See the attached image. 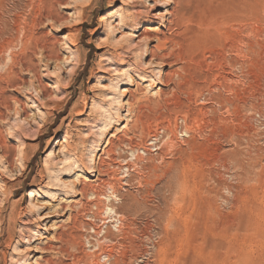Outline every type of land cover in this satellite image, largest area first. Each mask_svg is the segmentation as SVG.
Here are the masks:
<instances>
[{
  "label": "rangeland",
  "instance_id": "rangeland-1",
  "mask_svg": "<svg viewBox=\"0 0 264 264\" xmlns=\"http://www.w3.org/2000/svg\"><path fill=\"white\" fill-rule=\"evenodd\" d=\"M176 1L64 0L57 6L63 21L44 20L39 28L59 39L61 56L48 61L37 50L39 80L18 71L15 85L1 54L0 76L15 86L0 96V264H90L80 239L87 232L69 228L85 202L80 183L119 178L112 168L111 177L100 173L108 164H92L91 156L130 162V149L162 130L161 153L141 161L131 184L118 190L123 201L133 194L135 205L120 211L127 234L110 233L115 242L107 245L118 248L111 264H264V0H181V8ZM8 4L18 12L29 5ZM33 4L46 15L48 0ZM173 8L185 13L180 27ZM137 13L134 25L129 18ZM242 22L249 25L245 60L227 40ZM163 34L170 39L156 51ZM17 44L20 53L35 42L21 37ZM152 51L171 62H155ZM227 63L239 65L238 83L215 84L223 69L229 73ZM196 120H203L199 129ZM69 147L84 162L79 170L59 164Z\"/></svg>",
  "mask_w": 264,
  "mask_h": 264
},
{
  "label": "bare ground",
  "instance_id": "bare-ground-1",
  "mask_svg": "<svg viewBox=\"0 0 264 264\" xmlns=\"http://www.w3.org/2000/svg\"><path fill=\"white\" fill-rule=\"evenodd\" d=\"M9 1H14V0H4L1 4H0V63H1V59H2V55L1 54H5V56H7V61L11 64V71L9 72L10 75L12 76V78L15 77V85L18 81L21 82V78L18 75V71H26V73L28 72L29 74L32 73L34 75V78L39 80V71L40 69H37V64L35 63V55L37 53L38 49H42L44 52V57L48 60V61H58L60 60V53L58 50V47L60 45H58V42L56 38L53 39H47V37L44 35V33H39V28L44 24V20H52L54 22H60L63 21L62 20V16L59 13V11H57V6L64 4V0H48V12L47 10L46 15H43L40 13L39 9L36 10V6H34L35 4H33V2L35 0H28L29 5H26L24 8H26L24 10V12H18L19 8L18 5L13 4V7H9L10 5L8 4ZM174 0V4H175ZM183 1V0H182ZM182 1L181 0H177V4L178 6L181 8L182 5ZM237 1V0H236ZM18 1H16L17 3ZM13 3V2H12ZM11 3V4H12ZM19 4V3H18ZM47 4V3H46ZM176 4V6H177ZM23 5V4H22ZM21 5V6H22ZM71 5V4H70ZM188 5V4H187ZM20 6V5H19ZM24 6V5H23ZM39 6V5H38ZM47 7V6H45ZM73 7V6H72ZM59 8V7H58ZM44 9V8H43ZM174 9V8H173ZM263 9V8H262ZM23 10V9H22ZM45 10V9H44ZM73 10V9H72ZM180 10V9H179ZM43 11V10H42ZM172 12V11H171ZM170 12V13H171ZM130 14V13H129ZM184 11H178L176 9L173 10V12L171 13V18L173 17L174 20H172L174 23V25L176 24V26L179 24L180 27V23L179 22H183L185 21V17L184 16ZM147 15V14H146ZM148 16V15H147ZM142 17L141 13H137L136 15H133V17L129 18L127 17V19H132L134 22V25H137L139 22L138 20ZM243 17V16H242ZM65 18V17H64ZM155 18V17H154ZM172 18V19H173ZM244 18V17H243ZM242 18V19H243ZM254 18V17H253ZM237 19V18H236ZM241 19V20H242ZM171 20V19H170ZM125 21V20H124ZM122 21V22H124ZM243 22L246 21L245 19L242 20ZM128 22V21H127ZM170 22V21H169ZM241 22V21H240ZM242 22V24H243ZM47 23V21H46ZM146 23V22H145ZM153 21H149L147 22L148 26L153 25ZM173 24H170L171 27L173 26ZM240 25V27H236L238 28L237 30L234 31V29H232V33L229 34L227 36V40L231 42V44L233 46L230 47V50L232 48L231 51H233L238 58H241L242 60H245V53H244V48L246 47L245 44V39L247 38V33L249 32V25L247 24H243ZM169 25V24H168ZM183 25V23H182ZM184 26V25H183ZM53 27V26H52ZM174 27V26H173ZM172 27V30L174 29ZM182 27V26H181ZM135 28V27H134ZM183 28V27H182ZM168 29V28H167ZM176 29V28H175ZM179 29V28H178ZM181 29V28H180ZM179 29V30H180ZM70 30V29H69ZM231 30V29H230ZM169 31H171L169 29ZM176 31V30H175ZM178 31V30H177ZM42 32V31H41ZM69 32V37L71 36L70 34L72 33L71 31ZM147 33V31H145ZM164 32V31H163ZM178 33V32H177ZM177 33H173L174 35H176ZM77 34V33H76ZM144 34V33H143ZM149 34V33H148ZM160 34V33H159ZM162 34V33H161ZM67 35V34H66ZM154 35V34H153ZM249 35V33H248ZM49 36V35H48ZM170 36V35H169ZM21 37H25L28 41L29 44L31 42H35V45L30 47V45H28V47H26L25 49H23L20 53H16L15 51L17 50V43L19 41V38ZM55 37V36H54ZM57 37V36H56ZM61 37V36H60ZM67 37V36H66ZM172 37H174L172 35ZM171 37V39H172ZM177 37V35H176ZM201 37V36H200ZM151 38V37H150ZM158 39V45L155 49L157 50H162V46L165 45V42L168 41V39H170L169 37H167V35H162V36H157ZM174 39V38H173ZM59 40V39H58ZM171 42V40H169V43ZM174 42V41H172ZM182 42V41H181ZM60 43V42H59ZM25 44V43H24ZM69 44V43H68ZM26 45V46H27ZM169 45V44H167ZM155 46V45H154ZM178 46V45H177ZM166 47V46H165ZM164 47V48H165ZM154 48V47H153ZM167 48V47H166ZM207 48V47H206ZM60 49V48H59ZM69 49V48H68ZM42 52V54H43ZM77 51H75L76 53ZM149 52V51H148ZM73 53V52H72ZM165 53V51H164ZM152 54V58L155 60V62L157 60L160 61H164L163 63H167V61H170L172 59L169 60V58L167 57V55H157L155 52H151ZM227 55V54H226ZM40 56V55H39ZM209 56V55H207ZM214 56V55H213ZM43 57V58H44ZM226 57V56H225ZM40 58V57H39ZM172 58V57H170ZM174 58V57H173ZM183 58V57H182ZM38 59V58H37ZM181 59V58H179ZM227 60V59H226ZM234 60V59H233ZM240 60V63L241 61ZM37 61V60H36ZM200 61V60H199ZM230 61V60H229ZM231 61H232V57H231ZM47 62V61H46ZM152 62V60H151ZM171 62V61H170ZM206 62V61H205ZM234 62V61H232ZM230 62V63H232ZM237 63H239V61H235ZM118 63V62H117ZM159 63V62H158ZM162 63V62H161ZM196 63V62H195ZM244 63V61L242 62ZM216 64V63H215ZM229 66L230 71H228L229 73H227V71L225 69H223V73L220 72V74L217 76H215V80L213 81L215 83V81H223L221 83L224 84V81H227V83H231L233 82L235 79L233 77V72L236 69L237 66L239 65H235V69H234V65H231L229 63H227ZM234 64V63H233ZM39 65V63H38ZM128 65V64H127ZM218 65V64H217ZM244 64H242L243 67ZM171 66V65H170ZM40 67V65L38 66ZM210 66H207V68ZM245 67V66H244ZM243 67V68H244ZM138 68V67H137ZM219 68V67H218ZM228 68V67H226ZM9 69V68H8ZM217 69V67H216ZM221 69V68H219ZM228 69V70H229ZM5 70V69H4ZM39 70V71H38ZM125 70V69H124ZM137 70V69H136ZM173 70V69H172ZM179 70V69H178ZM181 70V69H180ZM208 70V69H207ZM211 70V69H210ZM126 71V70H125ZM204 71V70H203ZM202 71V72H203ZM209 71V70H208ZM213 72V70H211ZM219 72V70H217ZM116 72V71H115ZM113 72V74L115 73ZM121 72V71H120ZM127 72V71H126ZM171 72V71H170ZM185 72V70H184ZM183 72V73H184ZM211 72V73H212ZM1 73V72H0ZM124 73V72H123ZM128 73V72H127ZM127 73L126 76H127ZM209 73V72H208ZM117 74V73H116ZM206 74V73H205ZM240 74V73H239ZM245 74V73H244ZM210 75V73H209ZM242 75V74H241ZM172 76V75H171ZM208 76V75H207ZM207 76H205V80L203 79V77H201V79H203V82H207ZM235 76V75H234ZM170 77V74H169ZM168 77V78H169ZM177 77V76H175ZM244 77V76H243ZM118 78V77H117ZM241 78V77H240ZM11 79V77H10ZM201 79L200 82H201ZM210 79V77L208 78ZM212 79V78H211ZM131 80V79H130ZM129 80V81H130ZM240 80V79H239ZM8 81V82H7ZM151 81V80H150ZM229 81V82H228ZM236 81V80H235ZM242 81V80H241ZM244 81V79H243ZM174 82V81H172ZM202 82V83H203ZM205 82V84H206ZM210 81H208L209 83ZM240 82V81H239ZM23 83V81H22ZM163 83V82H162ZM236 83H238L236 81ZM243 83V82H242ZM246 83V82H245ZM212 84V83H211ZM216 84V83H215ZM232 84V83H231ZM234 84V83H233ZM12 85L9 78L8 80L5 78H2L0 76V96L3 95L5 96L7 94V88L10 86H15ZM218 85V83H217ZM219 85H221L219 83ZM218 85V86H219ZM230 85V84H229ZM225 86V85H224ZM245 86V85H244ZM19 87V86H17ZM15 87V88H17ZM247 87V86H246ZM14 88V87H13ZM115 89L118 90V86L115 85L114 87ZM201 90V88H200ZM199 90V91H200ZM229 90V89H228ZM246 90V89H245ZM20 91V90H19ZM231 91V90H230ZM21 92V91H20ZM208 92V91H207ZM215 92V91H214ZM202 93V92H201ZM199 93V100H202V98L205 96L203 94ZM244 93V92H243ZM205 94V93H204ZM231 94V93H230ZM21 95V94H20ZM31 96V95H30ZM29 96V97H30ZM206 97V96H205ZM28 98V97H27ZM31 98V97H30ZM108 98V97H107ZM7 99V98H6ZM15 99V98H14ZM112 99V98H111ZM193 99V98H192ZM109 100V98H108ZM19 101V100H18ZM29 101V100H28ZM115 102V101H114ZM7 103V101H6ZM201 103V102H200ZM4 105V104H3ZM220 105V104H219ZM5 106V105H4ZM3 106V107H4ZM197 106V105H196ZM217 106V104H216ZM6 108H11L8 104L6 105ZM205 108V107H204ZM227 108V107H226ZM211 109V107H210ZM236 109V108H235ZM101 110V109H100ZM199 110V109H198ZM207 110V109H206ZM240 110V109H239ZM5 111V110H4ZM218 111V110H217ZM106 112V111H105ZM109 114L111 113V110L108 111ZM4 113V112H3ZM6 113V112H5ZM116 113V112H114ZM203 113V112H202ZM108 114V113H107ZM230 114V113H229ZM111 115V114H110ZM227 115V114H226ZM238 115V114H237ZM4 116V114H0V118H2ZM212 116V115H211ZM241 116V115H240ZM245 117V116H244ZM206 118V117H205ZM115 119V118H114ZM135 120V119H134ZM173 120V119H172ZM142 121V120H141ZM180 121V120H179ZM229 121V120H228ZM203 123V120L199 121L196 120L195 124H194V128L199 129L201 127ZM206 123V122H205ZM89 124V123H88ZM174 124V123H173ZM192 124V123H191ZM190 124V125H191ZM147 125V124H145ZM176 125V124H175ZM93 126V125H92ZM133 126V125H131ZM163 126V125H162ZM189 126V125H188ZM141 127V126H140ZM126 128V127H125ZM143 128V127H142ZM204 128V127H203ZM136 129V128H135ZM166 129V128H165ZM154 130V129H153ZM162 130V129H161ZM167 130V129H166ZM165 130V132H166ZM157 131V130H156ZM159 132V131H158ZM180 132V129L179 131ZM192 132V131H191ZM194 132V131H193ZM192 132V133H193ZM1 134V133H0ZM181 137H188L190 132L188 130H184L182 131L181 129ZM178 133V135H180ZM162 135L163 134V130L160 131V133H156L153 134L152 136L150 135V137L148 138V140L146 141V144L142 147V148H131L130 149V157L131 160L130 162L126 159H114V160H110V163L105 162V160L99 158L96 161V157L94 155L91 156L90 161L92 164H108V165H104L101 166L100 168H98V171H100V173L104 174H109V176L111 177V168L114 169V172H118V176L119 178L116 179V177H113L115 179V181L117 183H112V182H105L103 183L102 186H91V185H87V184H83L80 183V191L79 195L81 196V199L83 201H85L84 203H81V209L80 212L76 215L71 216V223H70V227L73 230H81L83 232H87V234L85 236H83L80 239H83L82 242H84V240L86 241L84 243V254L87 252H90V259L88 256L87 259L90 261V264H101L102 261L105 262L103 264H111L112 260L114 261V259L116 258V254L118 252V248L116 246H108L107 244H112L113 242H115V240H113V236L111 235V231H115L119 236H122L125 234H127V231L130 230V226L129 224H126V220L124 218V216L121 214V208L122 207H127L128 209H131L134 205H135V198L134 195L129 193V195L127 196V203L125 205H123L124 201L122 198H120V195L118 192V190L123 187V186H128V181L127 179L129 178V174L131 172H133L136 167H139L143 161L146 158H152L154 156H158L162 149H163V144L161 143V139H162ZM67 136V135H66ZM140 136V135H139ZM136 137V136H135ZM171 137V136H170ZM192 137V136H191ZM67 138V137H66ZM69 138V137H68ZM166 138V137H165ZM172 138V137H171ZM35 142V141H34ZM115 142V141H114ZM2 138L0 136V147L2 145ZM144 143V142H143ZM136 144V143H135ZM24 146V145H23ZM127 146V145H126ZM99 146L96 147V149ZM171 147V145H170ZM23 148V147H22ZM110 148V147H109ZM67 149V148H66ZM94 150V149H93ZM113 150V149H112ZM95 151V150H94ZM98 151V150H97ZM117 151V150H116ZM119 151V150H118ZM169 151V150H168ZM74 151L71 150V148L69 147V151L67 153H65L64 157L59 161V164H69L67 166H69L67 169L71 170V169H77L79 170L80 167L78 166V164H84L83 160L79 157H77V155L75 153H73ZM105 153V152H104ZM53 154V150L48 154V156L46 157L47 160H50L51 156ZM110 154V153H109ZM119 154V153H118ZM179 154V153H178ZM180 155V154H179ZM22 157V156H21ZM107 158V157H106ZM140 160V161H138ZM147 160V159H146ZM56 161H46L45 164H47V166H49V168H54L52 167L53 164H55ZM24 166V165H23ZM83 166V165H82ZM81 166V167H82ZM152 166V165H151ZM62 167V166H61ZM48 168V169H49ZM96 169V167H95ZM94 169V170H95ZM141 169V168H140ZM141 171V170H140ZM135 172V171H134ZM138 172V171H137ZM136 174V172H135ZM101 175V174H100ZM107 177V176H106ZM54 179V178H53ZM58 177H56V181H57ZM113 179V180H114ZM112 180V181H113ZM102 181V180H101ZM58 182V181H57ZM99 183V182H98ZM102 183V182H101ZM100 183V184H101ZM128 183V184H127ZM61 184V183H59ZM58 184V185H59ZM131 184V183H130ZM129 184V185H130ZM96 185V184H95ZM141 185V184H140ZM106 187L105 189L103 188ZM133 186V185H132ZM135 186V185H134ZM64 188H66V186H63ZM138 189V188H137ZM135 191V190H134ZM64 192V191H63ZM127 192V191H126ZM12 195V194H11ZM33 196V191L30 192V198H32ZM71 208V207H70ZM72 211V210H71ZM78 211V209H77ZM123 213V212H122ZM127 214V213H126ZM128 218V217H127ZM129 221V220H128ZM136 221V220H135ZM131 224V223H130ZM173 224V223H172ZM165 225V224H164ZM170 228V227H169ZM111 233V234H110ZM145 233V232H144ZM77 234V233H76ZM152 235V234H151ZM161 236V235H160ZM145 237V236H144ZM73 238V237H72ZM79 238V237H78ZM92 238H95L93 241ZM115 238V237H114ZM30 239V238H29ZM92 239V241H91ZM78 240V239H77ZM64 241V240H63ZM158 241V240H157ZM167 241V240H166ZM81 243V245H83V243ZM129 242V241H128ZM65 243V242H64ZM159 243V242H158ZM104 244V246L102 245ZM106 244V245H105ZM71 245V244H69ZM119 245V244H118ZM76 246V245H75ZM127 246V245H126ZM68 247V246H67ZM122 247V245H121ZM60 248V247H59ZM122 249V248H121ZM77 250V249H76ZM86 250V252H85ZM68 252V251H67ZM79 253V252H78ZM73 254V253H72ZM60 255V253H59ZM68 255V254H67ZM86 255V254H85ZM118 257V256H117ZM71 258V257H70ZM80 258V257H79ZM171 258V257H170ZM117 259V258H116ZM135 261V260H134ZM26 262V261H25ZM84 262V260H83ZM118 262V261H117ZM19 263V262H18ZM118 264V263H117Z\"/></svg>",
  "mask_w": 264,
  "mask_h": 264
}]
</instances>
